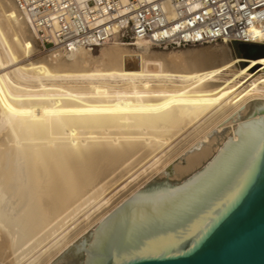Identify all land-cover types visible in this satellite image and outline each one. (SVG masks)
Returning a JSON list of instances; mask_svg holds the SVG:
<instances>
[{"label":"bare ground","instance_id":"bare-ground-1","mask_svg":"<svg viewBox=\"0 0 264 264\" xmlns=\"http://www.w3.org/2000/svg\"><path fill=\"white\" fill-rule=\"evenodd\" d=\"M38 37L15 0H0V264L12 255V264H52L77 251L149 178L230 126L205 168L230 137L239 141L251 101L264 104V57L242 58L249 63L240 70L229 47L155 55L115 39L98 57L46 48L32 61Z\"/></svg>","mask_w":264,"mask_h":264},{"label":"water","instance_id":"water-1","mask_svg":"<svg viewBox=\"0 0 264 264\" xmlns=\"http://www.w3.org/2000/svg\"><path fill=\"white\" fill-rule=\"evenodd\" d=\"M242 58L264 45L238 43ZM179 186L152 180L79 240L85 264H264V104Z\"/></svg>","mask_w":264,"mask_h":264},{"label":"built area","instance_id":"built-area-1","mask_svg":"<svg viewBox=\"0 0 264 264\" xmlns=\"http://www.w3.org/2000/svg\"><path fill=\"white\" fill-rule=\"evenodd\" d=\"M15 1L31 17L43 50L94 49L115 39L163 50L217 42L264 45V0Z\"/></svg>","mask_w":264,"mask_h":264},{"label":"rangeland","instance_id":"rangeland-1","mask_svg":"<svg viewBox=\"0 0 264 264\" xmlns=\"http://www.w3.org/2000/svg\"><path fill=\"white\" fill-rule=\"evenodd\" d=\"M39 45H40V42H39ZM128 47H129V49L136 51V46L135 47L134 46H128ZM209 47H213V48L218 49L219 53H221L222 47H224V48L229 47L232 50L233 58H235L236 61L238 62L237 67L240 70L247 68L249 61H245L244 59H242V56H241L239 49H238V43L230 45V44L218 42L217 44L213 43V44H208V45H203V46L186 47V48H178V49H168V50L150 47V50H151V54H155V55H160V54L168 55L170 53H182L184 55H189L192 52H195V51H198L201 49H207ZM100 48L101 47H98V48H95L92 50L91 54L93 55V57H96V56L98 57L100 55ZM42 51H44V50L40 46V50L38 52H35L32 54V58H31L32 61H36V60H39V59L46 57L47 53H44V52L42 53ZM257 70L258 69H254L253 73L256 72ZM157 71H158V69H157ZM173 71H175V70H173ZM229 74H232V73H229ZM246 79H247V77L242 76L240 78V81L244 82V81H246ZM155 81H156L155 82L156 85L160 84V83H158V79ZM221 82H222V80H221ZM176 84H179V82H176ZM257 102H260V101H251L246 115L251 114L253 112V108L255 107V104ZM231 133H232V128L230 126L221 127L220 130H218L217 128H213L209 132L206 142H198V143L192 145L191 147H189L188 149H186L185 152L181 153L178 157H176L173 161H171V163H169L165 167V169H163V170L159 171L158 173H156L155 175H153L151 177L152 179L149 178L148 181L140 187V189L142 190L149 182H151L154 179L155 180H158V179L162 180L165 178L167 180H170L173 184H178V183H182V182L186 181L187 179L191 178L193 175H195L198 171H200L210 161L212 156L215 154L216 150L221 146L222 142L225 139H227L228 136H231ZM204 148H209L211 150L210 154L207 157H205L204 159H202L200 165L194 167V169L184 171L183 169L187 166L189 157H192V155H194V154H200ZM118 185H116V186H118ZM118 188H120V186ZM94 229H95V225L91 226L88 229V231L85 232V235L88 234L91 230L93 231ZM6 252H8L7 254H9V251H6ZM75 252H77V251L75 250L74 247L71 246L62 255L58 256L52 262V264H82V262L84 260V252H79L77 254H75ZM9 258L12 261L8 262V260H7V262H8L7 264L14 263L13 259H11V258H14V255L10 256Z\"/></svg>","mask_w":264,"mask_h":264},{"label":"snow or ice","instance_id":"snow-or-ice-1","mask_svg":"<svg viewBox=\"0 0 264 264\" xmlns=\"http://www.w3.org/2000/svg\"><path fill=\"white\" fill-rule=\"evenodd\" d=\"M62 7H67V5H62ZM241 7H244V5H241ZM208 11H211V9H209Z\"/></svg>","mask_w":264,"mask_h":264}]
</instances>
